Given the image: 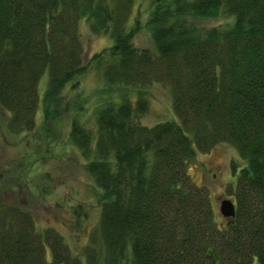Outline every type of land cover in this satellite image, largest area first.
<instances>
[{
  "label": "trees",
  "instance_id": "obj_1",
  "mask_svg": "<svg viewBox=\"0 0 264 264\" xmlns=\"http://www.w3.org/2000/svg\"><path fill=\"white\" fill-rule=\"evenodd\" d=\"M136 0H0V107L10 133L62 119L64 90L101 80L92 129L69 140L99 192L100 219L73 250L52 227L0 195V264H264V0H152L155 51L133 38ZM232 15L205 31L190 19ZM112 45L84 62L81 26ZM46 76L41 95L39 84ZM165 83L177 119L146 125L149 90ZM82 109L83 103L77 102ZM227 142L245 161L219 220L188 164ZM79 213L80 207H76Z\"/></svg>",
  "mask_w": 264,
  "mask_h": 264
},
{
  "label": "rangeland",
  "instance_id": "obj_2",
  "mask_svg": "<svg viewBox=\"0 0 264 264\" xmlns=\"http://www.w3.org/2000/svg\"><path fill=\"white\" fill-rule=\"evenodd\" d=\"M135 5V15H139L142 27L133 38L134 45L154 52V43L145 26L152 0H136ZM190 20L205 31L211 27H230L234 17L225 15ZM81 41L84 62L113 42L108 35L94 34L86 24L81 26ZM46 81V76L40 81L41 95ZM101 85L100 78L93 73L81 78L76 91H70L68 84L64 90L62 119L44 126L40 109L36 128L19 134L7 130L9 113L0 107V195L30 211L38 228L52 227L62 234L73 250L81 248L80 244H85L91 233L97 231L100 206L97 199L99 189L78 149L70 142L69 130L74 116L95 129L94 107L101 100L98 96ZM148 95L150 108L142 117L144 124L151 126L177 119L167 84L154 83ZM77 102L83 103L82 109L76 108ZM244 164L235 147L227 142L218 143L207 152L199 151L188 164L193 181L208 190L219 220L221 201H233L228 188L236 183ZM76 207H80L79 213H75ZM254 264H258L257 260Z\"/></svg>",
  "mask_w": 264,
  "mask_h": 264
},
{
  "label": "water",
  "instance_id": "obj_3",
  "mask_svg": "<svg viewBox=\"0 0 264 264\" xmlns=\"http://www.w3.org/2000/svg\"><path fill=\"white\" fill-rule=\"evenodd\" d=\"M220 213L226 218H232L235 213V206L232 200L223 199L221 201Z\"/></svg>",
  "mask_w": 264,
  "mask_h": 264
}]
</instances>
